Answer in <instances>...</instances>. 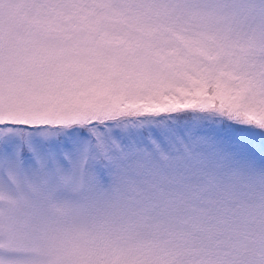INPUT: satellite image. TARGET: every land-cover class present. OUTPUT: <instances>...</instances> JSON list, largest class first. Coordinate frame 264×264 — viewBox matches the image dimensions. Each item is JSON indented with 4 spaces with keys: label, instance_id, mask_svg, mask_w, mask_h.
I'll return each instance as SVG.
<instances>
[{
    "label": "snow or ice",
    "instance_id": "6c2138e0",
    "mask_svg": "<svg viewBox=\"0 0 264 264\" xmlns=\"http://www.w3.org/2000/svg\"><path fill=\"white\" fill-rule=\"evenodd\" d=\"M0 264H264V0H0Z\"/></svg>",
    "mask_w": 264,
    "mask_h": 264
}]
</instances>
